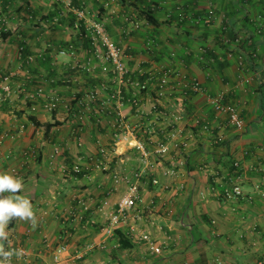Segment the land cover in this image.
<instances>
[{
  "label": "crops",
  "instance_id": "crops-1",
  "mask_svg": "<svg viewBox=\"0 0 264 264\" xmlns=\"http://www.w3.org/2000/svg\"><path fill=\"white\" fill-rule=\"evenodd\" d=\"M1 1L7 22L0 85L9 76L11 93L4 98L0 87V134L15 136L0 142V173L22 178L17 195L31 201L36 218L35 226L21 217L9 222L0 246L27 251L12 264H53L61 245L67 246L62 264H264V197L256 190L264 187V30L255 37L258 56L244 65L243 48L233 42L236 33L246 38L264 25V0H153L154 21L144 13L147 0ZM81 9L124 47L132 80L148 82L137 104L129 100L135 84L128 78L120 84L104 53L75 27ZM210 9L215 17L207 19ZM133 20L138 28L131 29ZM225 40L234 47L231 57ZM168 67L199 81L201 90L185 97L175 77V91L167 88L157 100ZM39 87L42 99L32 110ZM219 93L238 105L244 130L209 104ZM49 94L60 99L55 111L45 107ZM177 113L184 119L175 123ZM172 128L179 139L161 159L157 146ZM75 165L82 176L72 174ZM134 182L144 214L140 229L162 247L160 254L126 225L102 230ZM232 183L242 185L243 198L225 197Z\"/></svg>",
  "mask_w": 264,
  "mask_h": 264
},
{
  "label": "built area",
  "instance_id": "built-area-1",
  "mask_svg": "<svg viewBox=\"0 0 264 264\" xmlns=\"http://www.w3.org/2000/svg\"><path fill=\"white\" fill-rule=\"evenodd\" d=\"M60 2H66V0H59ZM0 0V33L4 30L6 26V16L4 14L3 7L1 5ZM147 4H149L150 10L156 9V4L153 0H147ZM133 16V15H132ZM128 19L130 18L127 16ZM215 17L214 10L210 9V11L207 13L206 18L212 19ZM133 18V17H131ZM130 18V19H131ZM205 17H198V20H201ZM87 19V21H86ZM84 26L85 35H87L91 41V44L95 49H100L103 54V59H105L108 64L111 66V71L113 72L114 76L116 77V80L122 84L125 78H128V82H133L136 86V90H134L132 93L130 92L129 100L133 104L138 103V95L141 91L147 90L148 88V82H141L140 80H132L130 77L129 69L126 66V63L124 61L125 57V49L124 47L120 46L107 32L106 26L102 21H90L87 18V15L85 13L84 9L79 10L76 13V20H75V27L78 29H81V27ZM140 26L139 22H136L133 20L132 22V28H138ZM264 30V25L257 29L255 36L260 35V33ZM240 37V36H239ZM242 38V37H241ZM240 38V39H241ZM240 39H236L234 43H239ZM253 39V38H252ZM249 39V44L251 43V40ZM254 40V39H253ZM225 44L227 45L226 54L227 56L231 57L233 54H235L234 47L232 46V43L230 40H225ZM239 45V44H236ZM25 50V46L20 45L19 51L20 54H23ZM242 54L239 55V60L241 65H244V61L247 59H253L256 58L260 52V47L258 45H255L253 48L249 49H242ZM206 52L202 50L201 57H205ZM181 78L182 82V88H183V95L185 97H189L194 93H197L201 90V85L199 81L195 79H191L188 75L176 70L173 67H168L164 69L160 75L158 88H157V100L161 99L162 97L166 96V89L169 88L171 91H175L176 84L172 82V79L174 78ZM5 83H2L0 85L1 87V95L6 98L11 93V87L9 83V76H6L4 78ZM250 80L246 79V82H249ZM42 93H43V87H39L36 94L32 95L34 105L32 106V110L36 109V105L39 102V100L42 99ZM117 96L120 100L124 101L125 95H123L121 88L117 92ZM93 97V96H92ZM45 107L48 108L50 111H55L59 107L60 99L57 95L49 94L46 97H44ZM209 104L212 106V108L216 112H224L227 114L229 122L238 130H244L245 129V121L240 113V110L238 108V105L232 102H226L225 101V95L223 93H219L217 95L211 96L209 98ZM193 122L200 126L201 130L204 132H212L211 127L209 123L203 121L198 116L191 117ZM184 119V115L181 113H177L174 116L175 123L182 121ZM174 124V123H173ZM170 124V125H173ZM126 128L122 129V136L124 138L128 137V133H126ZM11 137L13 138L15 136L14 133H5L0 134V142L5 137ZM179 139V133L176 129L172 128L171 131L166 136L165 141H161L158 144V148L156 152L159 154L160 158L163 159L166 157V155L170 152V144L175 142ZM142 149L143 156L148 157L149 152L145 150L144 147L140 146ZM31 154L33 153V150L28 151ZM2 153L0 148V154ZM8 156V155H6ZM234 167L238 168L240 167V163L236 161L233 164ZM13 172H16L17 169H12ZM73 171L79 172L80 168L79 166L75 165L73 167ZM168 172L170 174H176L177 171L175 167H170L168 169ZM257 194H259L261 197H264V187L258 186L256 188ZM245 196L244 190L241 184L239 183H232L229 188L225 190V197L227 199H233V198H243ZM141 198L140 188L138 183H130L128 192L124 197H122L118 202L116 209L114 212L110 215L108 222L102 226V230L107 233H112L117 227L126 225L128 227V230L131 234H139L141 241L146 243V245L155 253L160 254L162 252V247L157 243V241L152 238L151 234L141 230L140 224L144 221V214L139 208L138 202ZM81 204L85 206V202L81 201ZM6 250H11L13 252L19 250L20 255L16 256L13 255L10 260V264L13 263V260L15 257H23L27 255V251L24 247L18 244L10 243L5 248ZM67 251L66 245H61L56 248L53 254L54 263L53 264H62L61 255ZM202 264H210V263H202ZM260 264H263V261L260 262Z\"/></svg>",
  "mask_w": 264,
  "mask_h": 264
},
{
  "label": "clouds",
  "instance_id": "clouds-1",
  "mask_svg": "<svg viewBox=\"0 0 264 264\" xmlns=\"http://www.w3.org/2000/svg\"><path fill=\"white\" fill-rule=\"evenodd\" d=\"M23 187L22 178L6 172L0 173V242L7 240L6 229L14 217L29 219L33 226L36 225L31 201L24 196L17 195ZM13 255L19 256V250L13 252L0 246V258H2L0 264H10Z\"/></svg>",
  "mask_w": 264,
  "mask_h": 264
},
{
  "label": "trees",
  "instance_id": "trees-1",
  "mask_svg": "<svg viewBox=\"0 0 264 264\" xmlns=\"http://www.w3.org/2000/svg\"><path fill=\"white\" fill-rule=\"evenodd\" d=\"M1 5H2V3H1ZM148 6H149V4H147ZM2 7H3V5H2ZM3 10H4V8H3ZM148 11H144V13H145V15L149 18V20L150 21H154V17H153V12L150 10V9H147ZM5 13V12H4ZM55 19H52V21H54ZM57 20H59V18L57 19ZM84 31V27L82 26L81 27V31ZM235 33H236V31H235ZM234 33V34H235ZM78 34L79 33H76V35H77V37H78ZM81 34H82V32H81ZM83 35V37H84V34H82ZM239 36H241V35H239L238 33H236V35L233 37V42L238 38V39H240L241 37H239ZM255 35H254V32L252 31V32H249V34L247 35V37L246 38H241L240 39V42L238 43V44H241V47L243 48V49H246V48H249V49H251V48H253L255 45H257V43H256V40H255ZM79 38V37H78ZM254 40H253V39ZM249 39H252L251 40V43L249 44ZM226 45V44H225ZM236 45V44H235ZM23 46H25L24 44H23ZM227 46V45H226ZM237 46V45H236ZM26 50H27V48L25 47V50H24V52L23 53H25L26 52ZM254 61V60H253ZM47 127L48 128H50L51 127V125H47ZM72 174L73 175H75V176H82V175H80V173L79 172H75V171H73V168H72Z\"/></svg>",
  "mask_w": 264,
  "mask_h": 264
}]
</instances>
